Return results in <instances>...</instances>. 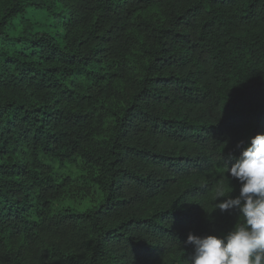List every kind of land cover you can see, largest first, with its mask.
<instances>
[{"label":"trees","instance_id":"1","mask_svg":"<svg viewBox=\"0 0 264 264\" xmlns=\"http://www.w3.org/2000/svg\"><path fill=\"white\" fill-rule=\"evenodd\" d=\"M257 134L264 0H0V264H189Z\"/></svg>","mask_w":264,"mask_h":264},{"label":"clouds","instance_id":"2","mask_svg":"<svg viewBox=\"0 0 264 264\" xmlns=\"http://www.w3.org/2000/svg\"><path fill=\"white\" fill-rule=\"evenodd\" d=\"M237 147L241 155L229 154L234 163L227 174L240 182L239 195L233 198L234 189L221 186L215 199L216 209L237 212L238 221L221 236L189 233L187 243L194 246L189 264H264V134Z\"/></svg>","mask_w":264,"mask_h":264},{"label":"rangeland","instance_id":"3","mask_svg":"<svg viewBox=\"0 0 264 264\" xmlns=\"http://www.w3.org/2000/svg\"><path fill=\"white\" fill-rule=\"evenodd\" d=\"M33 17H34V19H37V16H35L34 14L32 15ZM20 28V27H19ZM19 28H18V30H19Z\"/></svg>","mask_w":264,"mask_h":264}]
</instances>
